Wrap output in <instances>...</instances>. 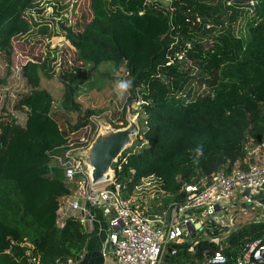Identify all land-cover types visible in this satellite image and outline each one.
Wrapping results in <instances>:
<instances>
[{
    "label": "trees",
    "instance_id": "1",
    "mask_svg": "<svg viewBox=\"0 0 264 264\" xmlns=\"http://www.w3.org/2000/svg\"><path fill=\"white\" fill-rule=\"evenodd\" d=\"M36 1L0 0V58L5 52L11 57L14 40L30 33L27 12ZM170 1L166 8L147 0H90L91 21L80 30L65 29L80 62L93 70L105 64L126 69L125 80L133 82L128 100L142 104L135 114L137 138L113 165L115 179L129 199L153 177L166 195V207L185 202L186 185L246 168L249 152L264 144V0L247 40L229 30L207 50L202 44L207 32L196 24L209 10L205 0ZM22 71L33 89L25 100L26 126L11 117L0 119V264H32L33 259L68 264L80 258L87 236L80 220L70 218L63 229L57 225L61 200L78 186L52 166L49 155L64 156L68 136L94 113L88 111L65 131L53 117L54 98L41 88L42 77H49L44 67L28 61ZM79 78V70L64 75L61 106L81 117L74 88ZM126 117L123 112L116 130L128 127ZM254 216L225 245L196 238L176 246L167 264H190L219 252L235 262L252 243L264 244V216Z\"/></svg>",
    "mask_w": 264,
    "mask_h": 264
},
{
    "label": "built area",
    "instance_id": "2",
    "mask_svg": "<svg viewBox=\"0 0 264 264\" xmlns=\"http://www.w3.org/2000/svg\"><path fill=\"white\" fill-rule=\"evenodd\" d=\"M227 3L232 6L230 0ZM255 3L252 1L251 7H255ZM196 24H200L211 35L210 38L203 39V45L210 43L211 46L224 33L217 35L218 33L210 28L211 25L204 24L200 18ZM187 49H193L192 42L187 44ZM183 57L179 55L177 58L182 60ZM119 117L115 120L118 121ZM99 129L97 120L91 118L85 127L67 139V151L64 156L51 153L49 158L52 166L65 170L66 178L71 183L76 182L79 198L84 199L90 206L101 209L108 217L106 247L112 248L115 264H163L169 248L181 245L186 235L194 237L193 240L204 239L219 233L215 232V229L221 232L220 238L210 240H220L223 243L243 224L241 219L249 216L250 210L261 208L256 198L259 192H264V161L260 164L244 162L246 168L239 166L230 173L222 171L196 184L186 185L184 191L187 198L184 203H173L164 213L148 215L138 200L123 196V187L116 181L115 175L105 183H93L92 167L86 163L85 158ZM155 182L159 183L153 177L145 179L138 190L142 191ZM241 197L244 198L242 201ZM62 206L73 211L81 209L78 199L68 201V204L63 203L61 208ZM246 208L250 209L245 212ZM210 223H215V228H212ZM57 225L63 229L66 223L59 218ZM191 252L195 253L193 247ZM31 262L38 264L37 259ZM190 264H264V244L260 241L252 243L235 262H231L219 252L206 256L203 261L195 259Z\"/></svg>",
    "mask_w": 264,
    "mask_h": 264
},
{
    "label": "rangeland",
    "instance_id": "3",
    "mask_svg": "<svg viewBox=\"0 0 264 264\" xmlns=\"http://www.w3.org/2000/svg\"><path fill=\"white\" fill-rule=\"evenodd\" d=\"M159 1L164 2L165 0ZM228 1L205 0L209 10H206L203 21L209 20L211 23L207 24L211 25L210 28L215 30L217 35L232 30L236 36L247 40L250 23L257 15L256 10L260 0H230L232 6L228 5ZM252 1L256 2L255 7H251ZM148 3L159 4L154 0H148ZM92 17L90 0L36 1L34 8L27 12V19L31 25L30 33L14 40L11 57L5 52L0 58V81L8 78L6 85L0 86L1 120L11 117L20 127L25 128L28 114L25 100L33 89L23 76L22 66L28 61H36L49 75V77H42L41 88L47 90L54 98L53 117L65 131L76 125L88 111L94 113L91 118L96 119L100 127L96 139L99 136L108 139L112 133L124 130L125 128L116 130L114 127L122 125L115 120V115L122 117L123 112H126L128 120L126 128L137 126L138 120L135 114L140 110L139 103L128 100V91L120 96L115 90L116 83L126 79V69L124 67L116 69L113 64H105L93 70L92 65L78 60V52L65 37L66 28L72 27L80 30L91 21ZM204 27L207 28L206 25ZM217 35L213 36L212 40ZM210 36L207 32L204 38H210ZM208 47L209 45H205V50ZM76 70L80 71V78L74 88L77 101L82 106L81 117L78 113L66 112L61 106L64 94L63 77L67 72L71 73ZM114 123L115 125L112 126ZM136 138L137 136L131 137V142L126 149L132 146ZM252 145L253 142L247 146V149L250 150ZM259 156H262V153ZM256 160V157L252 159L251 164H258L259 161ZM85 161L91 165L90 153L87 154ZM114 175L115 171L112 168L109 176ZM249 209L246 208L245 212ZM251 212L252 210L249 214ZM245 218L243 217L241 221Z\"/></svg>",
    "mask_w": 264,
    "mask_h": 264
},
{
    "label": "crops",
    "instance_id": "4",
    "mask_svg": "<svg viewBox=\"0 0 264 264\" xmlns=\"http://www.w3.org/2000/svg\"><path fill=\"white\" fill-rule=\"evenodd\" d=\"M148 1V0H147ZM163 6H168L170 0H165L161 2L159 0H154ZM166 3V4H164ZM263 146V150L261 147ZM262 146H256L252 151L249 152L248 158L245 162L251 164V160L256 157V161H259V164L264 161V144ZM262 153V156L259 154ZM78 190V188H77ZM77 190L74 195L71 197H65L61 200V203L68 204V201H74L78 199L81 209L78 211H73L68 207H63L60 209L59 218L65 223L70 219L74 218L80 220L83 225L84 233L86 234V242L83 249V252L80 258L77 261H70L68 264H115V259L113 255L112 248L109 246L106 247V241L108 239V229H109V219L106 217L102 210L96 207L90 206L84 199L79 198L77 195ZM133 200H138L142 208L148 215L155 213L161 214L168 210L169 206L166 207L165 199L166 195L161 191L159 183L152 184L151 186L143 189L142 191L137 190L135 195L131 197ZM244 198L241 197L240 201ZM256 201L261 204L262 209L254 210L253 214H250L243 220V224L254 222L253 219L256 216H264V192H259L257 195ZM215 223H210L212 228H215ZM197 227L200 229V225ZM214 235L205 237L204 239L220 238V231L215 229ZM218 235V236H217ZM217 236V237H216ZM194 237L186 235L182 244L191 243ZM181 244V245H182ZM106 254V256H104ZM166 264L168 262L164 261Z\"/></svg>",
    "mask_w": 264,
    "mask_h": 264
},
{
    "label": "water",
    "instance_id": "5",
    "mask_svg": "<svg viewBox=\"0 0 264 264\" xmlns=\"http://www.w3.org/2000/svg\"><path fill=\"white\" fill-rule=\"evenodd\" d=\"M138 135L136 126L125 128L117 133H112L111 137L106 139L99 136L93 143L89 153L91 155L92 181L99 185L108 181L113 165L118 162L127 146L131 142L132 136ZM176 252L175 247H171L165 256V261L169 262L172 255Z\"/></svg>",
    "mask_w": 264,
    "mask_h": 264
},
{
    "label": "clouds",
    "instance_id": "6",
    "mask_svg": "<svg viewBox=\"0 0 264 264\" xmlns=\"http://www.w3.org/2000/svg\"><path fill=\"white\" fill-rule=\"evenodd\" d=\"M133 86V82L131 80H120L116 83L115 85V90L117 92L118 95L122 96L124 95L130 88H132ZM137 116V115H136ZM196 153L198 155H202L203 154V146H198L195 149Z\"/></svg>",
    "mask_w": 264,
    "mask_h": 264
},
{
    "label": "bare ground",
    "instance_id": "7",
    "mask_svg": "<svg viewBox=\"0 0 264 264\" xmlns=\"http://www.w3.org/2000/svg\"><path fill=\"white\" fill-rule=\"evenodd\" d=\"M91 170L93 171V169H91ZM92 171H91V172H92ZM175 202H177V201H175Z\"/></svg>",
    "mask_w": 264,
    "mask_h": 264
}]
</instances>
